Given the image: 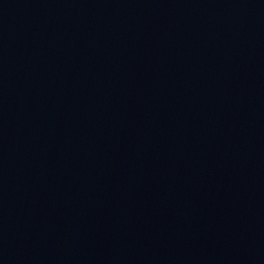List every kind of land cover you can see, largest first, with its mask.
<instances>
[{"label":"water","instance_id":"1","mask_svg":"<svg viewBox=\"0 0 264 264\" xmlns=\"http://www.w3.org/2000/svg\"><path fill=\"white\" fill-rule=\"evenodd\" d=\"M0 264H264V0H0Z\"/></svg>","mask_w":264,"mask_h":264}]
</instances>
